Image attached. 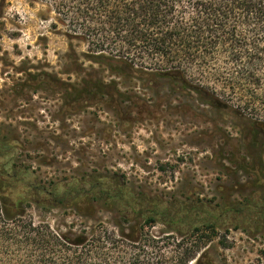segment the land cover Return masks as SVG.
Masks as SVG:
<instances>
[{
	"label": "trees",
	"instance_id": "trees-1",
	"mask_svg": "<svg viewBox=\"0 0 264 264\" xmlns=\"http://www.w3.org/2000/svg\"><path fill=\"white\" fill-rule=\"evenodd\" d=\"M35 3L54 14L50 29L85 45L89 68L144 84L186 113L218 117L217 129L230 114L237 144L250 155L258 149L264 163V0ZM18 147L0 127V264H202L218 216L231 211L176 207L109 178L40 180L16 161Z\"/></svg>",
	"mask_w": 264,
	"mask_h": 264
},
{
	"label": "rangeland",
	"instance_id": "rangeland-1",
	"mask_svg": "<svg viewBox=\"0 0 264 264\" xmlns=\"http://www.w3.org/2000/svg\"><path fill=\"white\" fill-rule=\"evenodd\" d=\"M53 18L38 3L0 0V127L17 139L16 161L40 180L109 178L176 207L231 210L218 216L202 264H264V163L237 144L233 117L217 129L218 117L89 68L85 45L50 29Z\"/></svg>",
	"mask_w": 264,
	"mask_h": 264
}]
</instances>
